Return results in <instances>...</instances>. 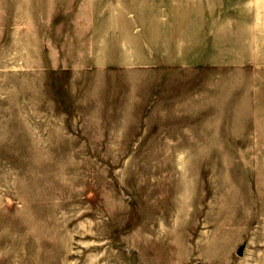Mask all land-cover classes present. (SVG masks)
<instances>
[{"label":"rangeland","instance_id":"rangeland-1","mask_svg":"<svg viewBox=\"0 0 264 264\" xmlns=\"http://www.w3.org/2000/svg\"><path fill=\"white\" fill-rule=\"evenodd\" d=\"M0 264H264V0H0Z\"/></svg>","mask_w":264,"mask_h":264},{"label":"crops","instance_id":"crops-1","mask_svg":"<svg viewBox=\"0 0 264 264\" xmlns=\"http://www.w3.org/2000/svg\"><path fill=\"white\" fill-rule=\"evenodd\" d=\"M158 22H159V21H158ZM113 29H114V28H113ZM115 29H116V28H115ZM158 29L161 31V28H160V27H159ZM113 31H115V30H113ZM211 31H212V32H209V33H208V37H211L212 35H214V31H217V30H216V28H212Z\"/></svg>","mask_w":264,"mask_h":264},{"label":"water","instance_id":"water-1","mask_svg":"<svg viewBox=\"0 0 264 264\" xmlns=\"http://www.w3.org/2000/svg\"><path fill=\"white\" fill-rule=\"evenodd\" d=\"M238 253L241 254V251L239 250Z\"/></svg>","mask_w":264,"mask_h":264}]
</instances>
